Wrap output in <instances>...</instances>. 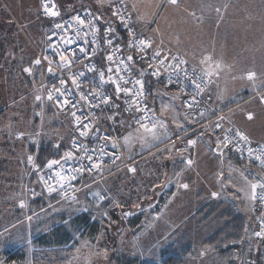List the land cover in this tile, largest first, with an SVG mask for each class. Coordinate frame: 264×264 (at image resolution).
<instances>
[{
	"label": "rangeland",
	"instance_id": "1",
	"mask_svg": "<svg viewBox=\"0 0 264 264\" xmlns=\"http://www.w3.org/2000/svg\"><path fill=\"white\" fill-rule=\"evenodd\" d=\"M55 1L62 14L89 7L102 17L113 4H123L135 26L145 29L151 46L150 37L154 42L156 39L165 42L166 46L159 52L171 58L179 56L195 67V58L204 61L213 58L211 68L202 61L204 65L200 69L207 75L218 72L219 86L211 89V93L209 91L215 108L229 107L230 111L224 116L226 123L257 143L227 114L239 109L249 110L259 116L264 126V104L255 97V92L261 91L264 99V0H241L243 14L236 8L232 12L222 10L220 3L227 5L229 0H176L175 3L172 0ZM36 4L38 0H0V36L10 28L4 10L22 21L34 13ZM35 22V27L26 25L23 29L30 42L20 31L27 44L21 49L23 56L30 53L28 46L33 53L32 45L40 49L42 35L51 25L47 20L36 19ZM18 49L20 51L18 46L14 47L7 58H20ZM31 58H35L34 55ZM35 60L33 66L38 67ZM129 67L137 74L133 64ZM249 73H255L253 80L247 78ZM209 80L210 90L213 79L209 77ZM23 100L16 102L18 105L13 104L17 110L10 106L12 111H7L2 130L0 127V264H8L5 261L8 256L19 258L10 264H170L171 258L180 256L190 242L186 234L192 233L189 227L194 223L190 219L195 209L192 201L197 200L199 191L202 197L209 198L212 185L221 191L219 200L234 205L231 208L233 215L248 224L254 218L256 221L251 185L264 183V170L248 162H236L238 158L234 152L218 150L210 135L197 141L195 136L192 138L191 141H195L192 145L197 147L198 155L194 159L197 168L180 182L174 178L176 170L166 167L164 159L159 157L181 145L175 141L176 137H182L197 119L203 117L186 111L177 91L163 86L152 88L150 104L158 117L157 134L166 133L164 142L152 140V127L146 130L123 124L116 132L125 160L113 169L108 168L112 171L109 178L86 187L78 203L63 204L53 196H31L33 189L39 190V175L48 168V161L58 160L62 152L59 150L57 157L41 164L31 157L30 147L27 151L19 150L21 142L16 139L21 136L15 135V130H19L21 124L27 127L28 137L35 135L36 138L38 131L51 123L50 112L40 115L34 105ZM42 103L45 109L47 103ZM64 118L63 115L60 117L61 151L72 128ZM114 121L118 123L119 119ZM261 132L260 144L264 145V128ZM212 133L220 138L216 128ZM132 168L135 171L129 170ZM91 181L92 178L82 177L81 185L86 186ZM182 181L188 184L187 190L178 189L172 197L168 196L167 189L170 186L177 188ZM97 192L105 197L103 201L95 195ZM62 225L73 240L69 247L66 242L64 245L55 243L53 231ZM204 226L207 237L215 233L216 225L212 219ZM192 238L194 240L195 235Z\"/></svg>",
	"mask_w": 264,
	"mask_h": 264
},
{
	"label": "built area",
	"instance_id": "2",
	"mask_svg": "<svg viewBox=\"0 0 264 264\" xmlns=\"http://www.w3.org/2000/svg\"><path fill=\"white\" fill-rule=\"evenodd\" d=\"M41 3L42 0H38L36 19H45L49 21L51 25L45 30L43 34L41 48L37 49L33 45L32 47L34 50L35 58L40 59V65L44 66L45 68L47 78L44 84V94L46 99L48 100L49 92H53V99L48 101L52 103V105L58 111L67 115L70 118L72 125L68 148L62 153L59 159L61 161V164L64 165L63 170L61 171L59 166L54 165L52 169L47 168L40 175V177L43 176L46 180H49V177H51V179L49 180V185L54 187L56 190L51 193L48 192V189L44 186L39 177L42 195H52L58 202L72 203L74 202L73 197L77 199L80 190L78 181L82 175L102 176L104 174L105 166L113 165L125 160L124 151L120 144V137L114 130V126L119 124V122L115 124L114 118L123 120L128 126L132 127H142L141 124L136 123L133 120L134 116L137 118L145 115L149 117L148 119L142 121V123L146 124L147 127H152V120L150 119L152 116H155L156 121L158 122L157 114L154 112L150 104L151 91L145 85L146 78L152 80L158 79L162 82L163 86L167 88L173 87L174 89H176L181 96L182 107L186 111L197 114L199 116H202L201 113L203 112L204 119L201 120V122L203 121L207 124L209 122H213V128L217 129V132L220 136V141H223V138L226 135L235 138L233 143L225 147L226 149H228L229 151L232 150L238 160L254 163L256 166L261 168L258 162L249 159L247 148L251 146L255 150L257 147L264 145L260 143H254L250 140L248 144H245L243 141H239L238 137H235L236 132L241 131L239 129H236L234 126L226 123L224 116L228 111V108L224 110H217L215 108V105L213 104L212 99L210 98L208 93L210 86V80L208 76L193 69L186 62L184 64H180L179 67L175 70L171 67H168V65L175 64L178 61L173 60L171 57H168L162 52H160V59H165V66H161L159 64V61L153 57V54L155 52L152 51V46L147 48L143 52L139 49V47L129 46L130 40H135L137 42L140 39L148 41L150 40L148 36H145V29H138L135 26L132 20V16L129 13L127 7L123 6V4L115 3L108 9V13H106L104 17L96 15L89 7L80 8L78 11L70 14H62L57 2L55 0H50V6L51 4H55V10L59 11L60 13L58 17L52 18L44 15L41 8ZM117 10L119 11V15H113V13ZM76 16L84 19L85 25H87L88 21L91 19L94 28H87L83 25H76V22L73 20V17ZM121 17H123V22L121 21ZM56 23L65 24V29L55 30L57 32V35L53 38V41H50L49 35H51V32L54 30V25ZM69 24H71L72 26L69 27ZM77 26L81 28V38L79 39H77L75 35ZM109 28L115 30L114 32L109 33L107 37L108 39H113L114 43L112 45H108L105 39V33ZM85 31L87 32L86 36L83 35ZM93 31H95V35H93ZM130 31L135 35L130 36ZM60 36H64L66 39H71L74 42L72 44H64L60 40ZM85 41H87V43H85ZM53 42L60 45L61 50L65 52V55L67 56L69 61H75L74 63H70V71L68 69L61 70L59 68V58L52 52V49L49 47V45ZM117 45H119V48H117ZM81 47H84L86 49L85 54H81L79 52V49ZM108 55H113V60L111 62L107 60ZM129 55L133 57L132 61L127 60V57ZM45 57H47L48 59H45ZM141 57H143V59H141ZM172 57H177L178 60L181 59V57L175 55ZM48 60H51L53 62L51 67L53 68L54 74H50L48 72ZM120 60H124V63L128 66L126 69L121 66L122 70L120 72V75L129 80L128 84H123V81H120L122 87L139 89V85L134 84V81L137 79H142L144 83L143 99L138 101L137 103L132 104L131 111H124L125 107H127V105L125 104L124 94L121 93L120 97L117 98L114 84L108 82L104 84L103 87H97V85L100 84L99 71L102 70L105 72V80H107V77L109 75L108 68L111 67V74L115 78L116 67L119 64ZM133 61H136V67L139 68L140 73H144L143 77H141L140 73H133V70L129 67L130 64L135 63ZM149 63L155 65V68H149ZM89 64L95 65L96 70L94 72H88L87 65ZM157 70L158 74L153 75L152 73ZM81 71L84 72L85 75L83 77H80V79L78 80L80 87L77 88L71 82V73ZM175 72H178L179 75L177 76L176 74H174ZM185 73H187V75H185ZM194 76L203 77L202 87L204 88V91L198 95L196 94V90L192 84V79ZM60 79H64L66 81L65 85H60ZM60 87H63L65 89L66 95L69 92L71 93V95L67 96V98L70 99L73 103L79 100V92L90 93L94 89L96 92L102 91L106 95H109L111 99L108 105L100 104L99 107L90 106L84 104L83 102H81L80 108H72L71 105L63 106L62 104L57 103V97L59 96V94L55 92V88ZM261 94L262 93L259 92L255 94V97L261 103H264V99ZM193 98H195L196 101L195 105L191 104ZM60 99L62 100L63 97H61ZM134 99L136 98L133 96L128 97L129 102ZM113 104L119 105V108L113 109L111 107V105ZM137 107L145 108L147 111L137 112L135 110ZM73 111L77 112V115H80L82 117L87 115L88 112L91 111L94 120L93 117H89V121H92L93 123V132H95V130L99 128V135H106L109 138L107 142L97 139V136L93 135L92 133H90L87 138L79 136V131L75 124V120L71 116V112ZM104 115L106 116L105 119L107 120L105 124L103 122ZM217 124L220 125L219 128L216 127ZM73 141H76L81 145H87L89 151L85 153L82 148L74 147ZM237 141L239 142V147L242 149V151H236ZM113 142L117 144V147L115 149L111 146ZM101 145L105 147V150L109 155L104 158L100 168L89 170L91 165L87 160V155H92L93 162H98L99 156L98 152H96L95 150ZM65 152H72V158L65 160ZM81 156L84 157L83 161H80L78 159ZM117 156H119L118 159L116 158ZM81 163L84 164V169L80 172H73V169L79 168ZM56 171H61V174L65 177H72L74 175L75 179H66L65 181L61 182L59 181V178L55 176ZM31 195H38V192L36 190H32ZM262 197H264V189L258 188L255 198L256 212L259 216L256 225L257 232L261 231L262 225H264V199H262Z\"/></svg>",
	"mask_w": 264,
	"mask_h": 264
},
{
	"label": "crops",
	"instance_id": "3",
	"mask_svg": "<svg viewBox=\"0 0 264 264\" xmlns=\"http://www.w3.org/2000/svg\"><path fill=\"white\" fill-rule=\"evenodd\" d=\"M220 4L221 6H223L222 10L224 11L228 10V12H232V10L236 8L239 11V14H243L244 9L241 4V0H229L227 1V5H224V2ZM34 9V13L32 12L31 14H28V17L23 18L22 21H18L17 18H12V21L15 22L16 25L17 36L13 39L10 38V43L13 45H8L9 49H7V53L9 54L7 55L11 56L13 47L18 46L20 48V51L18 49L17 52L20 58H7L8 56L0 58V127L2 130L3 117L7 115V111H12V106H14V110H17L18 107L16 105L18 104L16 102L19 101V103H21L23 99L25 100V103H31L32 105H34V110L40 115H43L45 112L46 114L50 112L51 123L45 126L44 128L40 129L38 131V134L36 135V138H34L35 135L28 137L27 127H24L25 124H21L20 129L15 130V135L21 136V138L16 139L21 142V144L19 145V150L27 151L29 150V147H31L33 153H31L30 155L32 158L36 159L38 150L42 146L48 147L51 151V154H58L60 150L61 140L60 117L63 115L66 117L64 118L65 120L67 119L69 123H71V121L67 115L61 114L60 111H57L56 108L51 105L52 103L45 99L43 88L47 78L45 68L42 65H38V67L33 66V61L36 58H31V56L34 55L31 47L29 46L31 50L29 51L30 53L27 54L26 52L25 56H23L21 53V49H23L24 45L26 46L27 44L25 43V41L22 40V35L20 31H23L26 25L30 27H35L33 26V24H35L34 22L36 21L35 15H37V4ZM38 29L39 28H37V30ZM23 32L26 34V37L29 40V36L27 35V33L25 31ZM42 39L39 44L40 48L42 46ZM150 39L152 40V49L155 48L156 51H160L163 47L166 46L165 42L162 39L160 41L156 39L155 42L152 37H150ZM16 54L14 55V57L16 56ZM28 55H31L30 58H28ZM195 61L197 65L196 67L191 64H188L189 62H185L190 67L203 74H205L204 71L200 69L201 66L204 65L202 61L206 62L207 66H209L210 68L211 65L214 63L213 58L212 60L207 58L206 61H204L202 58H195ZM133 62H135L133 63L135 69H138L136 67V61ZM24 68H31L32 74L24 72ZM205 75L213 79V83L209 90L211 93V89L214 90L219 86V81L217 80L218 72H214L211 75ZM259 92L261 91H257L255 92V94ZM210 93L209 96L212 99L213 104L216 106L212 98V94L210 95ZM177 94L181 99L180 94L178 92ZM37 95L41 97V100L37 101L35 99ZM42 101L47 103L45 109L43 108L44 104L42 103ZM249 113L252 115V119H248ZM227 116L229 117V119H231L232 122L238 125L239 128L245 131L253 141L261 143L262 137L260 135H262L261 130L264 128V126L261 124L259 116L255 115V112L252 113L249 110L239 109L231 112L229 115L227 114ZM105 118L106 116L104 115V124L106 122ZM201 119L202 117L197 119V122L193 126H190L188 128L187 131L189 132L193 129L194 126H197V129L195 130L194 134H192L191 136L187 135L186 140L180 141L181 145L176 147L174 150H168L167 152L162 154V156L158 155L159 157H162L164 159L166 167L171 166L176 170L174 178L177 182L183 180L184 176L187 175V173L189 175V173H191L195 168H197L194 164V159L196 158V155H198L197 147L195 145L187 143V141H191L194 136L195 140L197 141V139L199 138L205 139L207 135H210L213 137L216 147L218 142H220L219 139L215 137L212 133L213 122H209L207 124L203 121L201 122ZM65 120H62V122ZM124 124L126 125V123ZM123 126L124 125H121L119 123L115 125L114 130L116 131L117 128H121ZM22 135L24 137H22ZM70 136L66 137L68 143L70 140ZM220 148L226 150V148L222 144ZM188 153L190 155L185 157V155H187ZM59 159L60 158H58V160ZM189 159L192 161L191 165L187 163ZM121 163L122 162H119V164ZM119 164L116 163L113 165L105 166L104 174L102 176H88L87 178H92V181L88 185L86 184V186H82L80 181V190L78 193L79 198L74 203H78L81 193L84 189H86V187L97 183L100 179L105 180L109 178L112 174L111 169L115 168ZM109 167L112 168L108 169ZM184 183L185 182L182 181V183H179V185ZM179 185L177 188H174L172 186H170V188L168 187V196L172 197L178 191V189H180L181 191L187 190L180 187ZM35 190L40 193V190ZM214 192L218 195L213 196L212 193ZM220 193L221 191L216 185L211 186L209 198L202 197V192H198V196L195 198L198 201H192V205L195 208L193 210V214L190 217V219L194 221L192 227H189L192 233L189 232L188 234H186L190 242L187 243L186 247L182 250L180 256L171 258L170 264H256L261 259L263 253V246L261 242L257 239V237L254 235L256 232L255 218L254 220L250 221L251 224H248V221L243 222L241 218H237L235 215H233V210L231 209L234 205L231 204L230 201L219 200ZM210 219H212V222L215 223L216 231L214 234H212V236L207 237V235L204 234V225L205 223L209 222ZM192 235H195L194 240L192 238Z\"/></svg>",
	"mask_w": 264,
	"mask_h": 264
},
{
	"label": "snow or ice",
	"instance_id": "4",
	"mask_svg": "<svg viewBox=\"0 0 264 264\" xmlns=\"http://www.w3.org/2000/svg\"><path fill=\"white\" fill-rule=\"evenodd\" d=\"M172 2L175 3L176 0H172ZM41 8L43 10L44 15L47 16V17L55 18V17H58L60 15L59 11L55 10V8H56L55 4H51V6H50V0H42ZM113 15H119V11L117 10L116 12L113 13ZM73 20L76 22V25H78V26L83 25V26H85L87 28H94V25H93L91 19L88 21L87 25H85V20L81 19L79 16L73 17ZM121 21L123 22V17H121ZM68 26L71 27L72 25L69 24ZM78 26L76 27V30H75V35H76L77 39L81 38V28L78 27ZM64 29H65V24L56 23L54 25V30L51 32V35H49V40L53 41V38L56 37L57 32L55 30H64ZM114 31H115L114 29L109 28L106 31V33H105V39H106V43L108 45H112L114 43L113 39H108L107 38L109 33H112ZM83 35L86 36L87 32L85 31L83 33ZM93 35H95V31H93ZM129 35L133 36L135 34L130 31ZM60 40L64 44H72L74 42L71 39H66L64 36H60ZM85 43H87V41H85ZM129 46L130 47H139V49L143 52L147 48L151 47V41L144 40V39H140L138 42L135 41V40H130L129 41ZM49 47L52 49V52L54 54H56L58 56V58H59V68L61 70L68 69L70 71L69 65H70V63H74L75 61H69L68 60L67 56L65 55V52L61 50L60 45L58 43L53 42V43H51L49 45ZM117 48H119V45H117ZM79 52L81 54H85L86 53V49L84 47H81L79 49ZM160 55H161L160 52L156 51L153 54V57L159 61V64L161 66H165V59H160ZM45 59H48V58L45 57ZM141 59H143V57H141ZM172 59L178 61L175 64L168 65V67H171L174 70L177 69L180 64H184L185 63V61L183 59H179L178 60L177 57H172ZM107 60L111 62L113 60V55H108L107 56ZM127 60L128 61H132L133 57L131 55H129L127 57ZM48 63H49L48 72L50 74H54L53 68L51 67L53 62L51 60H48ZM35 64L36 65H40L41 64V60L40 59H36L35 60ZM121 66H123L125 69L128 67L124 63V60H120L119 64L116 67V77L115 78L111 74L112 73V68L109 67L108 68L109 75L107 77V80H105V72L102 71V70L99 71L100 84L97 85V87H103V85L108 83V82H111L112 84H114L117 98L120 97L121 93L124 94L125 104L127 105V107H125L124 111H131L132 110V104L137 103L138 101L143 99L144 83H143L142 79H137V80L134 81V84L135 85H139V89L129 88V87H122L120 81H123V84H128L129 80L126 79L124 76L120 75V72L122 70ZM148 67L149 68H155V65L149 63ZM87 69H88V72H94L96 70L94 64L87 65ZM23 71L26 72V73L32 74V69L31 68H24ZM152 74L153 75H157L158 74V70L154 71ZM174 74H176L177 76L179 75L178 72H175ZM84 75H85V73L82 72V71L81 72H76V73H71V82H72V84L75 85L77 88H79L80 85L78 83V80L80 79V77H83ZM140 75H141V77H143L144 73L141 72ZM185 75H187V73H185ZM254 77H255V73H249L247 78L249 80H253ZM202 81H203V77L202 76H194L193 79H192V84H193V86H194V88L196 90V94L197 95L204 91V88L202 87ZM59 83H60L61 86H63V85H65L66 81L64 79H60ZM55 92L59 94V96L57 97V103L58 104H62L63 106L71 105L72 108H80L81 107V102H83L84 104L90 105V106H94V107H99L100 104L108 105L109 101L111 99V97L109 95H106L102 91L101 92H96L95 89H94L90 93L79 92L78 93L79 94V100H77L75 103H73L70 99L67 98V96H70L71 93L69 92L66 95L65 89L63 87L55 88ZM129 96H133L136 99H134L131 102H129V100H128ZM61 97H63L62 100L60 99ZM35 99L37 101H39V100H41V97L39 95H37L35 97ZM52 99H53V92H49L48 100H52ZM97 102H99V103H97ZM195 103H196L195 98H193L191 104L195 105ZM111 107L113 109H117V108H119V105L113 104V105H111ZM135 110L137 112H146L147 111L145 108H141V107H137ZM201 115L203 116L204 113L202 112ZM71 116L75 120V124L77 126L78 131H79V136L87 138L89 136V134L92 133L93 135L97 136V139H99V140H103V141L107 142V140L109 139L106 135H104V136H100L99 135V128H97L95 130V132H93V123H92V121H89V117H93V114H92L91 111H89L88 114L83 116V117L80 116V115H77V112L73 111V112H71ZM148 118L149 117H147L146 115L145 116H141L139 118L134 116L133 120L136 123L141 124V126L144 127L146 130H148L147 125L142 123L143 120L148 119ZM150 119L152 120V129L150 130L152 132V140L153 141L159 140L160 142H164V140L166 139V133H164L163 135H158L157 131H156L157 123H158L156 121V117L152 116ZM248 119H252V115L250 113L248 115ZM93 120H94V117H93ZM84 121H89V122H84ZM119 123L121 125H123L125 123V121L120 120ZM160 126L164 127L162 122H160ZM216 127L219 128L220 125L217 124ZM235 137H238L239 141H243L245 144L249 143L248 137L246 135H244L243 133L239 132V131L236 132ZM234 139H235L234 137L229 136V135L224 136L223 141L218 142L217 149L218 150L220 149L221 144L224 147H227L229 144L233 143ZM125 142L126 143L128 142L127 138H125ZM188 143L189 144H193V143H195V141H189ZM73 146L76 147V148H82V150L85 153H87L89 151L87 145H81V144H79L76 141H73ZM111 146H112V148L115 149L117 147V144L115 142H113ZM153 146H155V145L153 144ZM95 151L98 152L99 161L98 162H93V156L92 155H87V160L90 162V165H91L89 170L100 168L104 158L109 155L108 152L105 150V147L103 145L99 146ZM236 151H238V152L242 151V149L239 147V142L238 141L236 143ZM247 152H248V155H249V159L258 162L259 166L262 169H264V146L257 147L255 150L251 146H249L247 148ZM72 155H73L72 152H65L64 153L65 160L71 159ZM116 158L118 159L119 156H117ZM78 159L80 161H83L84 157L81 156ZM29 160H31V157H29ZM187 163L189 165H191L192 161L189 159L187 161ZM54 165L59 166L61 171L63 170L64 165L61 164L60 160L53 159V160L48 161V163H47V167L49 169H52ZM83 169H84V164L81 163L79 168L73 169V172H80ZM129 170L130 171H135L134 168L129 169ZM61 171H56L55 172V176L59 178V181L62 182V181H65L66 179H75L74 175L72 177L63 176L61 174ZM50 179H51V177H49V180ZM40 180L43 182L44 186L48 189V192L51 193V192H54L56 190L54 187L49 185V180H46L43 176L40 177ZM179 186L184 188V189L188 188V184H186V183L181 184ZM257 187H259L261 189H264V183H260L258 185L257 184H252L251 185L252 199L256 198V188ZM95 195L101 201H103L105 199V197L103 195H101L99 192L95 193ZM212 195L213 196H217L218 194L214 192V193H212ZM262 199H264V197H262ZM73 200L75 201L76 198L73 197ZM23 206H24L23 203H21V207H23ZM85 210L87 211L88 209L85 208ZM29 219H31V218H29ZM254 235L256 237H258V238L259 237H264V225H262L261 231L255 232Z\"/></svg>",
	"mask_w": 264,
	"mask_h": 264
},
{
	"label": "trees",
	"instance_id": "5",
	"mask_svg": "<svg viewBox=\"0 0 264 264\" xmlns=\"http://www.w3.org/2000/svg\"><path fill=\"white\" fill-rule=\"evenodd\" d=\"M1 7H2V5H1ZM6 12V10L4 11V14L6 15V19H9L8 21H9V27L12 29H10V28H7V30H6V32L4 33L3 32V34L4 35H2V36H0V46L2 47V48H0L1 49V52H2V54H0L2 57H7V54H9V53H7V49H9V47H8V45H10L11 43H10V38L11 39H13V38H16V34H17V32H16V25H15V22H13L12 20V16H9L7 13H5ZM38 20H40V21H46V20H44V19H38ZM36 23V22H35ZM37 25H38V27H41V25H39L38 23H36ZM25 32H26V30H25ZM27 33V32H26ZM25 34V33H24ZM26 35V34H25ZM11 45H13V44H11ZM23 45H24V43H23ZM29 45V44H28ZM27 46V45H26ZM12 47V46H11ZM24 47H25V45H24ZM29 47V46H28ZM14 48V47H13ZM30 48V47H29ZM35 55V54H34ZM136 70V72H137V74H139L140 73V70H139V68L138 69H135ZM146 82H145V85L147 86V88L151 91V94H152V88L153 87H162L163 86V84H162V82L161 81H158L157 83L155 82V81H153L152 79H149V78H146V80H145ZM159 82H161V83H159ZM163 87H165V86H163ZM169 89H171V90H175V91H177L176 89H174L173 87H169ZM178 92V91H177ZM179 93V92H178ZM194 114V113H193ZM195 116L197 115V114H194ZM198 116V115H197ZM203 118V117H202ZM106 122H107V120H106ZM114 123L116 124V121H114ZM115 127V126H114ZM200 128V127H199ZM197 129V126L195 127H193V129L192 130H190L189 132L187 131V133H185L184 135H186V136H182V137H177V139L175 140L176 142L177 141H183V140H186L187 139V135H189V136H191L192 134H194V132H195V130ZM189 133H191V134H189ZM68 141H67V144L64 146V148H63V150L61 151V149H60V152H64L67 148H68ZM263 145V144H262ZM31 148V147H30ZM60 153H58V154H51V151H50V149L48 148V147H45V146H42V147H40L39 148V150H38V153H37V155H36V160L37 161H39L41 164L42 163H44L45 161H47V160H49V159H51V158H55L54 156H58ZM62 155V154H61ZM236 162H238V163H246L247 161H241V160H238V159H236ZM248 163H250V162H248ZM250 164H252V165H254V166H256L254 163H250ZM256 167H258V166H256ZM259 168V167H258ZM261 169V168H260ZM89 175H82L81 177H80V179H79V181H78V186H80L79 184H80V181H81V179H82V177H84V178H87ZM39 186H40V183H39ZM39 190H40V193L38 192V195H36L37 197L38 196H52V195H42L41 194V188L39 187ZM32 196V195H31ZM36 196H33V197H36ZM54 200H56V198L53 196L52 197ZM79 198V196H77V199ZM76 199V200H77ZM75 200V201H76ZM40 201V200H39ZM39 201H37V202H39ZM74 201V202H75ZM255 201V200H254ZM74 202H72V203H74ZM60 203H63V202H60ZM63 204H70V203H63ZM256 225V224H255ZM84 226H85V224L83 225V227H81V228H84ZM256 228H257V226H256ZM257 232V231H256ZM84 233V232H83ZM85 233H87V231H85ZM53 234L55 235L54 236V238H55V243L57 244V245H64L63 244V242H66L67 244H66V247H69V246H71L72 245V243H73V240L70 238V236H69V233L68 232H65L64 231V226L62 225L61 227H57V228H55L54 229V231H53ZM257 239L261 242V244H262V246H263V253H262V257H261V259L256 263V264H264V238H258L257 237ZM72 242V243H71ZM65 248V247H64ZM19 258H17V257H14V256H8L7 258H5V261H6V263H8V264H10V263H13V262H16L17 260H18Z\"/></svg>",
	"mask_w": 264,
	"mask_h": 264
}]
</instances>
